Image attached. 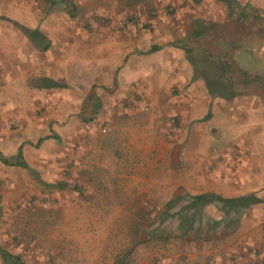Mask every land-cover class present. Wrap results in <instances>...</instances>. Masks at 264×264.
Here are the masks:
<instances>
[{"label":"rangeland","instance_id":"1","mask_svg":"<svg viewBox=\"0 0 264 264\" xmlns=\"http://www.w3.org/2000/svg\"><path fill=\"white\" fill-rule=\"evenodd\" d=\"M65 2L64 8L62 0L56 5L63 10L67 8L69 16L66 12L59 13L67 16L71 26L79 28L78 35L107 38L114 43L116 39H124V47L132 48L141 59L136 68L159 66L167 83V96L178 100L181 95L179 86L174 84V76L178 74L171 71L178 64V57L173 52L167 58L164 53L144 54L161 43L191 50L188 57L194 77L202 75L207 87L214 89L211 83L214 77L205 76L208 72H215L224 80L221 67L213 68V62L204 61L205 55L197 51L199 45L211 47L208 39L197 41L187 32L195 16L215 7L208 0ZM218 3L219 7L223 5ZM261 4V0L256 3ZM110 47L112 44L103 48ZM185 56L184 53L183 64ZM240 57L236 56L231 63L244 64ZM76 69L73 64L71 75ZM38 79L28 75V89L35 90ZM89 79L90 70L82 82ZM68 84H73V78H69ZM219 88L221 98L229 95L230 87ZM163 95L166 96L165 92ZM5 97V103H14V92L8 91ZM37 101L27 103L29 106L23 103L18 114L9 108L0 109V155L13 157L18 145L24 144V149L29 150L24 159L34 171L0 164V247L3 250L26 264H116L119 259L124 264H264V151L261 150L264 125H255L253 116L240 115L235 109L228 117V110L220 105L214 119L183 124L187 128V140L182 142L187 155L180 157L179 171L164 172L159 180L156 156L158 152L161 154V143L153 142L149 186L140 180L131 192L120 190L126 197L113 199L105 194L99 182L87 179L82 168V159L95 166L101 140L113 132V125L96 126V133L87 131L80 141L60 139L54 145L36 149L35 138L46 135L42 129L48 125L47 119H42L46 109L36 104ZM146 102L149 100L143 92L135 93L125 100L122 109L141 108L149 113ZM145 107L148 109L144 110ZM181 120L175 114L168 117L173 133L180 128ZM172 132L163 143L171 141ZM29 138L34 141L30 142ZM114 158L117 157L114 155ZM161 159L167 161V157ZM133 164L130 167L136 172L128 175L147 178L146 164ZM44 183L63 187H47ZM201 194L224 198L255 194L261 202L244 211L238 226L219 229L204 240L174 238L180 234L177 217L160 223L167 203L174 198H181V203ZM177 210L172 209L170 213ZM200 217L203 224L210 219L219 220L221 214L215 206H208ZM160 236L170 238L165 242Z\"/></svg>","mask_w":264,"mask_h":264},{"label":"crops","instance_id":"2","mask_svg":"<svg viewBox=\"0 0 264 264\" xmlns=\"http://www.w3.org/2000/svg\"><path fill=\"white\" fill-rule=\"evenodd\" d=\"M60 1L0 0V109L9 108L18 114L23 103L29 106L27 103L39 100L36 104L46 109L42 119H47L48 125L47 129H42L46 135L35 138L36 149L43 145H54L60 139L80 141L87 131L96 133V126L105 123L108 127L113 125V132L101 140L95 166L82 159L85 177L99 182L109 198L126 197L120 190L131 192L137 188L140 180L142 183L146 181L149 186L153 142L161 143V154L158 152L156 156L159 180L164 172H178L180 157L187 155L182 143L187 140V128L183 126L191 121L214 119L218 116L220 105L228 110V117L237 110L240 115L253 116L255 125H264V0L259 6L256 5L259 0H229L231 5L208 0L215 7L210 12L204 11L202 15L195 16L192 27L187 31L188 36L197 41L208 39L211 47L199 45L197 51L205 55L202 57L204 61L213 62V68L219 66L223 71L224 80H220L215 72L205 74L214 77L211 82L214 89L207 87V80L202 79V75L194 77L192 62L188 57L191 50L176 49L173 44L161 43L160 46L155 45L160 47L158 51L147 54L152 46L144 52L146 55L164 53L165 58L173 52L178 57V64L172 66L174 70L170 69L178 74L174 76V84L179 86L181 94L178 100L167 96V83L159 66L136 68L141 59L132 48L124 47V39H116L114 43L107 38L78 35L79 28L71 26L63 14H69L67 8H63L67 5L65 1L69 3L70 0H62L63 8L56 5ZM248 1L250 5L246 4ZM218 2L223 4L221 9ZM33 31L40 32L42 37L27 35ZM109 44L112 47L103 48ZM184 53L186 64H183ZM236 56H241L244 64L234 66L231 61ZM73 64L77 69L71 75ZM165 67L168 69V66ZM88 70L90 79L83 83L82 78ZM28 75L39 78L35 90L28 89ZM69 78H73V84H68ZM49 81L65 87H44ZM224 85L230 87V91L229 95L221 98L219 87ZM8 91L14 92V103H5ZM140 92L148 98L149 102L145 105L151 112L145 113L141 108L124 111L122 105L125 100ZM172 114L179 117V122L182 118L180 128L174 133L168 122ZM129 120L132 121L126 125ZM170 132L173 138L169 143H163ZM29 139L30 142L34 141ZM39 139L43 141L38 144ZM262 141L261 150L264 151V139ZM20 146L26 158L29 150L24 149L21 143L17 150ZM160 157H167V161L159 160ZM25 162L31 170L27 171L34 173L27 160ZM132 162L133 165L146 164L144 171L147 178L128 175L136 172L130 167Z\"/></svg>","mask_w":264,"mask_h":264},{"label":"trees","instance_id":"3","mask_svg":"<svg viewBox=\"0 0 264 264\" xmlns=\"http://www.w3.org/2000/svg\"><path fill=\"white\" fill-rule=\"evenodd\" d=\"M222 3L231 5L229 0H217ZM27 33V32H26ZM27 35L34 36L35 38H41L42 35L38 31H33ZM197 35V33L195 34ZM160 49L159 46H153L147 54L154 53ZM187 54L190 53L189 50H184ZM44 87L48 88H63L65 85L58 84L53 81H49ZM209 117V116H208ZM43 139L38 140V144L41 143ZM0 163L10 167H19L31 171L29 166L24 160L23 152L21 146L18 148L17 153L13 157H4L0 155ZM47 187H54L51 184H45ZM58 188H62L61 184H58ZM181 198H174L170 200L166 205L165 214L160 218V223H163L170 218H176L179 222L178 230L180 231L179 236H174V238H182L192 241L195 240H204L210 234L215 233L219 229L227 230L230 225L238 226L240 222L241 215L247 209H250L252 206L259 204L261 200L255 194L241 195L235 198H224L220 195L215 194H201L190 196L187 199L183 200L180 203ZM215 206L221 214L219 220L210 219L202 224L200 213L205 207ZM172 209H178L175 213H170ZM191 213V214H190ZM199 216V219L197 218ZM198 225H195L196 220ZM194 225V230H193ZM193 231V232H192ZM192 236H189V233ZM170 237L160 236L159 239L168 241ZM0 259L2 264H26L18 256H14L7 251H4L0 248ZM116 264H124L123 260L119 259L116 261Z\"/></svg>","mask_w":264,"mask_h":264},{"label":"built area","instance_id":"4","mask_svg":"<svg viewBox=\"0 0 264 264\" xmlns=\"http://www.w3.org/2000/svg\"><path fill=\"white\" fill-rule=\"evenodd\" d=\"M148 108L147 107H145V109L144 110H147Z\"/></svg>","mask_w":264,"mask_h":264}]
</instances>
